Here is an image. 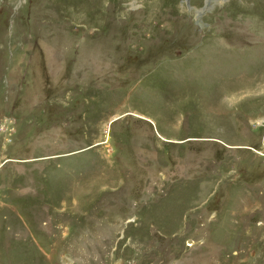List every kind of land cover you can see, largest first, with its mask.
I'll return each instance as SVG.
<instances>
[{"label": "rangeland", "instance_id": "1", "mask_svg": "<svg viewBox=\"0 0 264 264\" xmlns=\"http://www.w3.org/2000/svg\"><path fill=\"white\" fill-rule=\"evenodd\" d=\"M0 264H264V0H0Z\"/></svg>", "mask_w": 264, "mask_h": 264}, {"label": "crops", "instance_id": "2", "mask_svg": "<svg viewBox=\"0 0 264 264\" xmlns=\"http://www.w3.org/2000/svg\"><path fill=\"white\" fill-rule=\"evenodd\" d=\"M139 117L143 118L142 116H139ZM143 119H145V118H143ZM110 122H112V121H110Z\"/></svg>", "mask_w": 264, "mask_h": 264}, {"label": "trees", "instance_id": "3", "mask_svg": "<svg viewBox=\"0 0 264 264\" xmlns=\"http://www.w3.org/2000/svg\"><path fill=\"white\" fill-rule=\"evenodd\" d=\"M178 55H180V54H178ZM178 55H177V56H178Z\"/></svg>", "mask_w": 264, "mask_h": 264}]
</instances>
